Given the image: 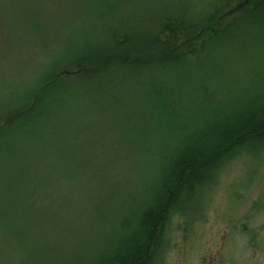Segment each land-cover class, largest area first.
I'll return each mask as SVG.
<instances>
[{
    "label": "trees",
    "instance_id": "trees-1",
    "mask_svg": "<svg viewBox=\"0 0 264 264\" xmlns=\"http://www.w3.org/2000/svg\"><path fill=\"white\" fill-rule=\"evenodd\" d=\"M59 4L56 12L87 17L86 32L98 23L101 34L84 43L73 30L38 92L0 117V257L11 252L22 264H80L84 226L100 236L99 229L115 227L116 211L130 209L144 180L140 192L150 196L132 212L135 221H121L131 234L90 264H150L171 212L185 211L188 198L240 150L264 144V85L256 71L240 72L249 52L257 60L264 53V0ZM37 11L41 18L26 19L42 28L47 13ZM101 18L109 20L102 25ZM216 78L251 85L239 87L241 95L227 88L217 96ZM213 100L230 112L222 115ZM196 115L206 119L195 130L187 123ZM108 116L115 117L116 142L102 135Z\"/></svg>",
    "mask_w": 264,
    "mask_h": 264
},
{
    "label": "rangeland",
    "instance_id": "rangeland-1",
    "mask_svg": "<svg viewBox=\"0 0 264 264\" xmlns=\"http://www.w3.org/2000/svg\"><path fill=\"white\" fill-rule=\"evenodd\" d=\"M190 1L198 6L202 1L216 0ZM59 6V0H0V117L7 114V109L19 106L38 92L41 77L53 71L51 65L54 64L50 62L70 46L73 30H79L84 43L90 39V34H93L92 38L101 34L98 23L93 33L86 32L87 17L56 12ZM38 9H44L47 13L42 28L33 27L26 19L41 18ZM107 20L109 18L97 21L103 25ZM110 22L112 26L115 25L114 19ZM256 56L258 60L253 52L247 54L248 63L244 68L241 66V73L256 71V75L260 76L264 73V53ZM260 76L255 77L256 81L264 85V79ZM252 77L254 75L249 74V78ZM240 83L216 78L213 79L212 88L218 91L217 96L227 88L241 95L239 87L250 86L251 82ZM133 85L138 86L137 83ZM233 97L234 94L229 93V98ZM212 103L216 104L222 115L230 112L225 106L220 107L217 101L213 100ZM203 115H196L187 124L192 129H200L201 120L206 119ZM182 117L177 123L183 122ZM91 118L96 119V116ZM105 123L102 135L116 142L117 132L112 131L115 117H106ZM168 143L172 141L168 140ZM146 180L151 182L153 178L148 176ZM143 185L144 180L133 192L134 199L129 210L116 211L115 227H109L106 232L99 229L100 236L96 235L97 228L84 226L87 232L84 243L86 250L78 256L80 264H90L100 256L103 261L111 255L113 246L131 234L129 229L121 227V221L136 220L132 212L150 196L149 191L140 192ZM127 196L128 193H122L119 198ZM186 204L185 211L177 207L171 212L150 264H264V144L254 151L242 149L234 158L223 163L214 181L189 197ZM195 204L199 206L196 210L192 208ZM2 215L3 137L0 138V220ZM90 241L96 243L88 248ZM12 244L9 243L8 247L11 248ZM0 250L3 252L1 237ZM22 261L11 252L4 258L3 254L0 257V264H22Z\"/></svg>",
    "mask_w": 264,
    "mask_h": 264
}]
</instances>
